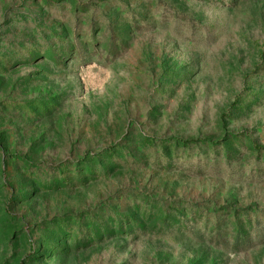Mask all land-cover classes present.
Here are the masks:
<instances>
[{
	"label": "rangeland",
	"instance_id": "1",
	"mask_svg": "<svg viewBox=\"0 0 264 264\" xmlns=\"http://www.w3.org/2000/svg\"><path fill=\"white\" fill-rule=\"evenodd\" d=\"M0 264H264V0H0Z\"/></svg>",
	"mask_w": 264,
	"mask_h": 264
}]
</instances>
